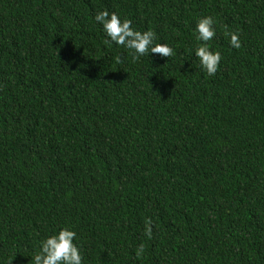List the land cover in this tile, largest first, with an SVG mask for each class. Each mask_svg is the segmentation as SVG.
I'll use <instances>...</instances> for the list:
<instances>
[{
  "label": "trees",
  "instance_id": "1",
  "mask_svg": "<svg viewBox=\"0 0 264 264\" xmlns=\"http://www.w3.org/2000/svg\"><path fill=\"white\" fill-rule=\"evenodd\" d=\"M102 10L173 55L106 44ZM62 228L83 264H264V0H0V264Z\"/></svg>",
  "mask_w": 264,
  "mask_h": 264
},
{
  "label": "clouds",
  "instance_id": "2",
  "mask_svg": "<svg viewBox=\"0 0 264 264\" xmlns=\"http://www.w3.org/2000/svg\"><path fill=\"white\" fill-rule=\"evenodd\" d=\"M94 20L102 26L106 36V44H115L129 50L132 59L139 60L141 57L159 54L161 58L171 57L173 48L167 44L155 43V32L139 31L133 27L132 21L123 18L117 12L107 10L97 11ZM215 21L211 16L199 18L194 32L196 41L200 46L190 50L199 60L201 68L208 76H214L219 69L222 59L219 51H212L209 42L216 36ZM230 36L229 43L233 48L239 49L241 41L236 33L226 34ZM147 235L151 236V229H147ZM77 234L69 228H62L52 235L45 237L40 242L39 250L31 256L29 264H83L81 249L75 242ZM143 252L141 246L137 255Z\"/></svg>",
  "mask_w": 264,
  "mask_h": 264
}]
</instances>
